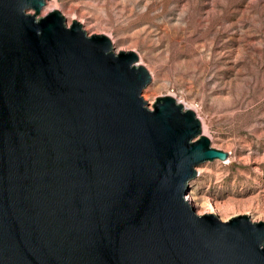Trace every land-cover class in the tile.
Segmentation results:
<instances>
[{"label":"water","instance_id":"water-1","mask_svg":"<svg viewBox=\"0 0 264 264\" xmlns=\"http://www.w3.org/2000/svg\"><path fill=\"white\" fill-rule=\"evenodd\" d=\"M46 1L0 0V264H264V222L184 199L228 159L195 113Z\"/></svg>","mask_w":264,"mask_h":264},{"label":"rangeland","instance_id":"rangeland-1","mask_svg":"<svg viewBox=\"0 0 264 264\" xmlns=\"http://www.w3.org/2000/svg\"><path fill=\"white\" fill-rule=\"evenodd\" d=\"M54 9L134 51L148 108L172 96L228 153L196 168L184 196L196 214L264 222V0H49L40 16Z\"/></svg>","mask_w":264,"mask_h":264},{"label":"bare ground","instance_id":"bare-ground-1","mask_svg":"<svg viewBox=\"0 0 264 264\" xmlns=\"http://www.w3.org/2000/svg\"><path fill=\"white\" fill-rule=\"evenodd\" d=\"M47 2V1H46ZM46 5V4H45ZM43 9V8H42ZM42 9H41V11H42ZM54 10H56V9H54ZM41 11H40V13H41ZM178 103V102H177ZM184 107V106H183ZM184 109H186L185 107H184ZM204 132V131H203ZM202 132V134L204 135V133ZM216 160H218V159H216ZM215 161V160H214ZM187 199H190V196L187 198ZM207 214H211V213H207ZM198 215V214H197Z\"/></svg>","mask_w":264,"mask_h":264}]
</instances>
